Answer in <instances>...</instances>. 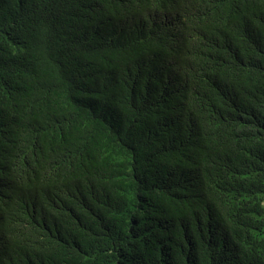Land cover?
<instances>
[{
    "label": "trees",
    "instance_id": "trees-1",
    "mask_svg": "<svg viewBox=\"0 0 264 264\" xmlns=\"http://www.w3.org/2000/svg\"><path fill=\"white\" fill-rule=\"evenodd\" d=\"M0 264H264V0H0Z\"/></svg>",
    "mask_w": 264,
    "mask_h": 264
}]
</instances>
